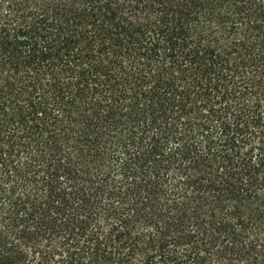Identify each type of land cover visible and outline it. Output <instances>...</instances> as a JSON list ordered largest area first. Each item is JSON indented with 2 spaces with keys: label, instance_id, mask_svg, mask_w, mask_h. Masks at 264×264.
Masks as SVG:
<instances>
[{
  "label": "trees",
  "instance_id": "obj_1",
  "mask_svg": "<svg viewBox=\"0 0 264 264\" xmlns=\"http://www.w3.org/2000/svg\"><path fill=\"white\" fill-rule=\"evenodd\" d=\"M0 264H264V0H0Z\"/></svg>",
  "mask_w": 264,
  "mask_h": 264
}]
</instances>
